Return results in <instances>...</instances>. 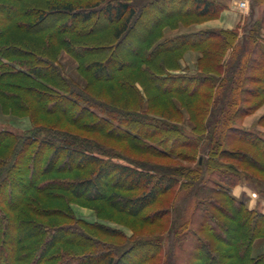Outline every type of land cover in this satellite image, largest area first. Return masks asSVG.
I'll return each mask as SVG.
<instances>
[{"label":"trees","instance_id":"trees-1","mask_svg":"<svg viewBox=\"0 0 264 264\" xmlns=\"http://www.w3.org/2000/svg\"><path fill=\"white\" fill-rule=\"evenodd\" d=\"M227 6L0 0V112L29 121L0 127V264H264V213L232 193L264 196V134L240 124L264 102V0L246 35L175 32Z\"/></svg>","mask_w":264,"mask_h":264},{"label":"rangeland","instance_id":"rangeland-1","mask_svg":"<svg viewBox=\"0 0 264 264\" xmlns=\"http://www.w3.org/2000/svg\"><path fill=\"white\" fill-rule=\"evenodd\" d=\"M235 1H240V0H235ZM247 2V6L245 8H239L236 6V8H234L231 18L229 20V24L230 25H234L236 22L237 24L233 27L236 28L239 32V34L242 35H246V31L251 27L252 23L259 17L260 13H261V6H255L254 10L252 13H250V0H245ZM231 3V0H228V6ZM227 6V7H228ZM263 32V31H262ZM196 58V53L195 52H188L187 54H185L184 59H183V65H187L189 66V68H191L193 66V62L195 61ZM60 61L62 63L63 66V70L64 73L67 75H70L74 78H77L78 80H81L80 77L77 75L76 72V63L75 61L70 58L67 54L63 53L61 55ZM255 101H259V99H252L250 100V103L255 102ZM262 112L264 113V102H261L259 107L251 114V115H255L252 116L250 118H247V116L242 120V122H240L241 127L243 129H247L250 130L252 132H256V133H261L264 134V126H261L257 123V119L258 117L256 115H258V112ZM262 113V114H263ZM0 127L3 128H8L11 130H17V131H22L23 129H26L27 127H29V121L27 118H16L10 115H4L0 112ZM102 139V138H101ZM105 142H108L111 145L114 146H122L124 144H117L116 142H112L110 140H104ZM132 155H135L133 152H130ZM163 163H175L169 159H165V160H159ZM184 163V161H183ZM251 190L256 192L257 194H259V192L256 190V188L253 186H250ZM260 195V194H259ZM244 197V199H246V202L249 199V196L244 195L243 193L241 194V197ZM261 198H264L263 195L260 196ZM184 204V203H183ZM191 206V202H188L187 204H185V210H187L186 208ZM72 212L75 218H82L85 219L88 222H102V223H106L112 226H115L117 228L122 229L126 235H130L131 232L128 229L127 226L124 225H117L113 222H109V221H103L102 219H99V217H97L95 215V213L93 212V210L91 208H89L87 205H80V204H76L73 203L72 204ZM109 213H112L110 211H107ZM115 221L121 222V223H132L134 221V219L127 217L124 214H115L114 217H112ZM128 223V224H129ZM134 223V224H133ZM132 226H133V230L135 231V233L137 234H146L149 231H152V227L151 226H147V225H142L141 223H136L133 222ZM258 244H260L262 247L264 246V240L263 241H258ZM256 246V244H255ZM189 247V245H188ZM257 250V246L255 248ZM185 251V250H184ZM181 253V252H180ZM186 257V255L184 254V252H182L179 255V259L180 261L184 260Z\"/></svg>","mask_w":264,"mask_h":264},{"label":"crops","instance_id":"crops-1","mask_svg":"<svg viewBox=\"0 0 264 264\" xmlns=\"http://www.w3.org/2000/svg\"><path fill=\"white\" fill-rule=\"evenodd\" d=\"M237 6V1L235 0H231V3L229 4V6L224 9L221 13L220 16L218 18L215 19H210L201 23H197V24H193L189 27H182L178 30H176L175 32H185V31H196V30H200V29H206V28H233L237 22L234 25H230L229 24V20L231 18V15L234 8H236ZM183 63V62H182ZM262 112H258L256 115L257 117L262 115ZM252 116L255 115H249L247 116V118H250ZM232 193L233 195H235L236 197H241V194L243 193L246 196H249V199L247 201V205L249 208H258L259 210H261L264 213V198H261L259 194H257L256 192L252 191L250 186L248 184H238L236 186H234L232 188ZM264 239H258L255 241V244L257 246V250L255 249L256 246L254 244V248H253V254H256L257 252H259L260 250H262L264 248V246L262 247L260 244H258V241H263Z\"/></svg>","mask_w":264,"mask_h":264},{"label":"built area","instance_id":"built-area-1","mask_svg":"<svg viewBox=\"0 0 264 264\" xmlns=\"http://www.w3.org/2000/svg\"><path fill=\"white\" fill-rule=\"evenodd\" d=\"M247 6V2L245 0H240L237 2V7L239 8H245Z\"/></svg>","mask_w":264,"mask_h":264}]
</instances>
